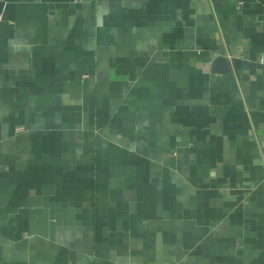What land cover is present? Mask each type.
Masks as SVG:
<instances>
[{
    "label": "crops",
    "instance_id": "crops-1",
    "mask_svg": "<svg viewBox=\"0 0 264 264\" xmlns=\"http://www.w3.org/2000/svg\"><path fill=\"white\" fill-rule=\"evenodd\" d=\"M0 4V264H264V0Z\"/></svg>",
    "mask_w": 264,
    "mask_h": 264
},
{
    "label": "built area",
    "instance_id": "built-area-1",
    "mask_svg": "<svg viewBox=\"0 0 264 264\" xmlns=\"http://www.w3.org/2000/svg\"><path fill=\"white\" fill-rule=\"evenodd\" d=\"M2 20V15H1V13H0V21Z\"/></svg>",
    "mask_w": 264,
    "mask_h": 264
},
{
    "label": "water",
    "instance_id": "water-1",
    "mask_svg": "<svg viewBox=\"0 0 264 264\" xmlns=\"http://www.w3.org/2000/svg\"><path fill=\"white\" fill-rule=\"evenodd\" d=\"M0 6H2V4H0Z\"/></svg>",
    "mask_w": 264,
    "mask_h": 264
}]
</instances>
